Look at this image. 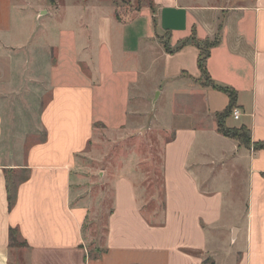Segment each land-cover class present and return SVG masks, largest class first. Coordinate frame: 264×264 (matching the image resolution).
Wrapping results in <instances>:
<instances>
[{
  "label": "crops",
  "instance_id": "obj_1",
  "mask_svg": "<svg viewBox=\"0 0 264 264\" xmlns=\"http://www.w3.org/2000/svg\"><path fill=\"white\" fill-rule=\"evenodd\" d=\"M128 1L131 17L122 21L114 0H0V87L2 70H43L50 92L39 115L43 139L21 162L0 150V264L16 262L10 229L25 243V264H264V150L218 131L229 97L212 86L234 90L241 110L224 125H244L252 142L264 141V0ZM191 36L219 38L206 60L210 83H202L196 45L171 53L162 45ZM151 80L150 91L170 99L153 120L172 130L161 221L143 212L132 176L116 175L103 248L90 255L77 157L96 117L112 118L108 103L96 102L109 83L124 86L111 121L126 119L138 112L133 92ZM3 126L0 113V139Z\"/></svg>",
  "mask_w": 264,
  "mask_h": 264
},
{
  "label": "rangeland",
  "instance_id": "obj_2",
  "mask_svg": "<svg viewBox=\"0 0 264 264\" xmlns=\"http://www.w3.org/2000/svg\"><path fill=\"white\" fill-rule=\"evenodd\" d=\"M141 1L144 4L147 2V0ZM114 3L116 7H121L119 9L124 14L128 13L124 2L114 0ZM135 6L139 4L135 3ZM36 24L33 20V31L38 28ZM40 29L43 28L40 27ZM70 30L72 31V28ZM2 71L0 113L4 118V126L0 150L6 158L12 157L10 155L15 152L16 161L21 162L27 149L44 137L45 130L39 115L50 92L45 89L43 70ZM110 78H117V76ZM202 80L207 82L205 78ZM155 84L152 80L147 81L142 85V90L138 93L133 92L132 97L136 99L132 101L133 109L138 112L117 122L111 120L119 117L118 104H125L127 90L125 91L124 86L120 85V88L115 90L116 85L109 83L110 87H103V89H112L111 93L105 96L107 101L102 96V101L96 102V107L102 104L104 108L108 103V112L112 118L108 115L105 117L106 120L96 117L92 136L77 157V170L81 175L80 193L86 198L88 207L84 233L90 255L98 253L103 248L106 217L112 198L111 180L116 175L126 173L132 176L136 182L145 215L155 222L161 218L162 152L165 141L172 135V130L153 122L155 113L164 110L170 103L168 97H159V94L155 95L153 90L150 91ZM102 90L97 94L104 95ZM99 109L102 108L96 109V112ZM11 245L14 247L11 258L13 262L16 261L12 264H25V244L18 234H15Z\"/></svg>",
  "mask_w": 264,
  "mask_h": 264
},
{
  "label": "trees",
  "instance_id": "obj_3",
  "mask_svg": "<svg viewBox=\"0 0 264 264\" xmlns=\"http://www.w3.org/2000/svg\"><path fill=\"white\" fill-rule=\"evenodd\" d=\"M50 1L53 2V0H50ZM121 1L124 2L125 6L128 8L127 9L128 13L124 14L123 11H121V9H119L121 7L117 6L116 7V18L118 20L126 21V20L130 19V17H131L132 6H130V3L128 0H126V1L121 0ZM138 4H139V2H138ZM218 41H219L218 37H216L215 39H213L210 42V40H198L194 36H191L188 39L180 41L175 46V48H173V49L170 47V45L167 41H162V45L164 47V50L168 53L176 51L188 43H192V44L196 45L200 50L198 60H197V64H198V68L201 72V79L205 78L207 80V82L203 81L202 83H210L207 68H206V60L209 56L210 48L215 46L218 43ZM212 86L216 87L219 90L226 92L228 97H229L228 106L222 112H219L216 114L218 131L221 134H223L224 136L238 141V143L240 145H243V146L248 147V148L253 147V149H263L264 150V141L252 142L249 130L244 125H241L239 127H227L224 125V119L231 114L232 109L235 107V105H234V103H235V92L231 88H224L221 86H215L214 84H212ZM7 180H8L9 203L11 205L12 204V194H11V188L9 186V185H11L10 184L11 179L8 177ZM160 221H157V222L153 221V222L159 223ZM15 234H17L16 230L10 229V231H9L10 243L14 239ZM202 264H207V262L204 261Z\"/></svg>",
  "mask_w": 264,
  "mask_h": 264
},
{
  "label": "built area",
  "instance_id": "obj_4",
  "mask_svg": "<svg viewBox=\"0 0 264 264\" xmlns=\"http://www.w3.org/2000/svg\"><path fill=\"white\" fill-rule=\"evenodd\" d=\"M230 115L233 117V119L237 120L241 116V110L239 108L234 107Z\"/></svg>",
  "mask_w": 264,
  "mask_h": 264
}]
</instances>
